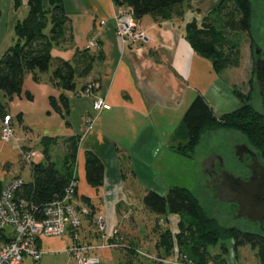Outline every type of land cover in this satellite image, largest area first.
Returning <instances> with one entry per match:
<instances>
[{"label": "crops", "instance_id": "obj_1", "mask_svg": "<svg viewBox=\"0 0 264 264\" xmlns=\"http://www.w3.org/2000/svg\"><path fill=\"white\" fill-rule=\"evenodd\" d=\"M218 1L193 0L185 4L182 17L169 20L157 21L152 15H145L138 20L139 28L145 32L144 41L125 47L116 32L114 0H62L67 22L63 43L53 47L52 55L77 63L93 55L96 59L91 72L78 76L76 89L65 92L67 114L52 104L56 100L62 106V91L53 84L50 73L39 74L38 81L27 74L21 95L8 103L16 138L8 143L0 140L3 183L15 176L28 181L23 176L26 165L30 163L32 171L34 158H38L37 162L45 160L43 137H49L52 159L53 151L65 149L61 170L67 153L66 140L72 136L79 139L75 165L78 186L73 202L94 213L82 217L80 242L95 247L91 254L99 258V264H119L121 259L131 260L134 249L146 251L140 241L138 230L142 224L136 212H143V198L148 191L164 194L167 180L178 176L176 167L170 164L186 163L196 157L197 150L187 155L179 149L189 141L183 118L194 98L202 94L217 116L241 105L234 81L243 65L218 74L211 60L197 52L186 36L187 24L210 16ZM43 2L50 4V0ZM0 4L1 57L15 44L16 24L29 15L30 7L29 0H0ZM90 83L96 85L90 96L78 94ZM97 97L105 98L110 109L98 113L94 108ZM3 99L7 100L4 96ZM89 118H94L91 129ZM36 144L42 146V153H38ZM22 148L35 150L31 162L23 159ZM88 152L105 165L104 182L99 187L87 180ZM99 215L106 222L103 231L96 223ZM179 219L178 214H170L156 221L177 233ZM12 235L13 229L5 227L0 231V244ZM73 244L70 232L42 237V259L36 262L27 257L20 264H77L67 251ZM175 258L176 254L169 258L171 263L165 264H176Z\"/></svg>", "mask_w": 264, "mask_h": 264}, {"label": "trees", "instance_id": "obj_2", "mask_svg": "<svg viewBox=\"0 0 264 264\" xmlns=\"http://www.w3.org/2000/svg\"><path fill=\"white\" fill-rule=\"evenodd\" d=\"M192 1L114 0L117 7L132 10L137 21L145 15H152L157 21L169 20L175 16L182 17L185 13V4ZM252 2L253 0H219L210 16L202 21L193 20L186 26L187 40L197 52L211 60L218 74L230 68H239L242 64L241 35L252 31ZM29 7V15L16 24L15 44L0 57V131L5 117L11 115L8 103L21 95L27 74L31 73L38 81L39 74L50 73L53 84L62 91L59 96L62 106L57 105L56 100H52V104L59 112L67 114L69 103L65 92L76 89L78 76L88 75L96 59L92 55L77 63L53 57V47L63 43L67 22L62 0H50L48 5L44 4L43 0H29ZM49 23L52 25L46 32ZM152 55L158 60L155 52H152ZM2 93L7 100L3 99ZM235 93L241 101L240 107L221 116L215 115L202 94L194 98L183 118L189 141L179 148L181 152L187 155L195 153L207 131L230 128L241 133L252 147L264 153V112L254 108L250 96L245 97L236 89ZM48 140L49 137L42 138L45 160L32 163L31 180L25 181L21 176H15L7 182L16 178L23 179V186L17 192L18 198L38 209H43L64 195L74 177L79 152V139L74 136L68 138L64 168L61 170L52 159ZM29 151L33 150L25 148L21 150L25 162L32 161L33 156L29 160L25 158ZM86 175L88 182L95 187L101 186L104 182L105 165L92 152L86 154ZM1 184L6 183L1 180ZM143 203L160 217L170 214L180 216L177 233H173L170 227L163 226L160 222L156 223L153 231L157 236L158 251L156 254L143 251L153 258L134 249L135 255L148 259L147 264L171 263L169 258L175 257L176 248L179 249L177 251L179 256L187 258L185 262L191 260L195 264H227L228 259L222 252L213 253L210 250L224 239L232 241L234 253L240 247L250 245L257 250L260 264H264V236L258 232L243 231L235 226L227 227L220 224L187 187L173 186L166 195L150 190L144 196ZM93 214L91 212L90 216ZM221 248L224 252L228 251L224 243H221ZM154 258L169 262L162 263Z\"/></svg>", "mask_w": 264, "mask_h": 264}, {"label": "built area", "instance_id": "obj_3", "mask_svg": "<svg viewBox=\"0 0 264 264\" xmlns=\"http://www.w3.org/2000/svg\"><path fill=\"white\" fill-rule=\"evenodd\" d=\"M116 32L125 47L145 39V32L139 28L138 21L132 10L117 7L115 14ZM95 45L96 41H92ZM96 88L94 83L88 84L78 94H92ZM111 105L105 98L97 97L94 100V108L99 113L102 110L110 109ZM94 118H89V128H93ZM12 116L5 117L0 131V139L3 142H11L14 139ZM36 154L35 151L26 153L25 158L29 160ZM74 173L64 195L48 204L43 209L31 206L27 201L18 198V190L23 186V179L16 178L9 183L1 184L0 179V231L5 227L13 229V235L0 244V264H20L27 257L38 262L42 259L45 251L40 247V239L47 236H62L70 232L74 244L67 248L73 255L77 264H99V258L91 254L93 245L80 242V229L82 217L90 215L89 208L77 206L73 199L77 193L78 180ZM99 231L106 228L104 216L96 218ZM153 258L151 255L141 252ZM165 263L169 262L160 258H154ZM179 256L173 261L176 264H195L191 260Z\"/></svg>", "mask_w": 264, "mask_h": 264}, {"label": "rangeland", "instance_id": "obj_4", "mask_svg": "<svg viewBox=\"0 0 264 264\" xmlns=\"http://www.w3.org/2000/svg\"><path fill=\"white\" fill-rule=\"evenodd\" d=\"M252 3L253 27L250 33H244L241 35L243 66L240 69V75L236 76L234 82L236 83V91L240 92L242 95H245V97L250 96V101L254 108L259 112H264V97L262 95L260 83L256 78L257 61L258 59L264 60V0H253ZM46 32H48V28ZM83 95L90 96L91 94L83 93ZM2 96H4L3 93ZM15 124L17 127L18 123L16 122ZM13 129L15 131L14 127ZM240 137L241 136L237 134L235 130H230V128H227V130L219 129L217 131L205 132L197 149L196 157L191 158L192 161H188L186 163L170 164L176 167V174L178 176H171L167 180V191L162 195H166L171 186L176 185L187 187L199 198L207 212L219 220L220 224L227 227L236 226V228L243 231L258 232L264 236L263 222L253 223L247 219H240V221H237L238 223L233 221L234 216L238 211L237 206H234V210H232L230 214H226L225 207H228L221 205L222 202L217 199L218 191H214L212 188H210V179L208 178V174L205 172V168H203V163L209 156H212L214 153H224L228 148V146L225 147V145L229 144V140L242 141ZM232 146L233 145H230V153L227 154H230L231 157H234ZM34 147L37 149L38 153H42V146L40 144H36ZM258 152L264 156V153L261 151ZM52 153L54 154L53 160L60 168L65 154V149H57ZM37 160L38 158H34L35 162H37ZM30 168L31 167L29 163L26 165V169L23 172V176L26 180H30L31 178ZM136 215L137 220L140 222L139 224H142L141 228L138 230V233L140 235V241L144 247V250L156 254L157 236L156 233H154L153 228H155L157 223L156 218H159L160 216L146 207H144L143 212H136ZM221 243H224L228 248V251L224 249L226 253L221 248ZM178 250L179 249L176 248V253H178ZM210 250L213 253L222 252L226 259H228L227 264H234V262L238 264H260L256 249H253L250 245H246L240 247L236 253H234L233 244L230 239L221 240L215 247H211ZM145 260L148 259L144 257L140 259L133 254L131 260L124 258L123 261L122 259L119 261V264H139L146 262ZM113 264H118V261H114Z\"/></svg>", "mask_w": 264, "mask_h": 264}, {"label": "water", "instance_id": "obj_5", "mask_svg": "<svg viewBox=\"0 0 264 264\" xmlns=\"http://www.w3.org/2000/svg\"><path fill=\"white\" fill-rule=\"evenodd\" d=\"M256 78L260 83L264 97V60L257 63ZM264 101V100H263ZM250 152L245 147L240 154ZM252 174L247 179L224 172V180L217 188L219 201L237 206V216L246 217L252 222H264V165L255 161L250 166Z\"/></svg>", "mask_w": 264, "mask_h": 264}, {"label": "flooded vegetation", "instance_id": "obj_6", "mask_svg": "<svg viewBox=\"0 0 264 264\" xmlns=\"http://www.w3.org/2000/svg\"><path fill=\"white\" fill-rule=\"evenodd\" d=\"M259 62V65L263 64L262 59H258L257 63ZM241 137L240 140H229V144L233 145L232 150L234 153V157H231L229 152V144H226L228 148L226 151L222 154L214 153L212 156H209L203 163V168H205V172L208 174V178L210 179V188L212 190L217 191L218 186L220 183L224 180V172L228 171L231 174H234L235 176H240L244 179H247L251 176L252 171L250 166L254 164L255 161L260 162L262 165H264V156L261 155L257 149L252 147L250 143L247 141V139L239 132H237ZM244 138V139H242ZM245 147L250 149V152L240 154V150H244ZM219 200V198H217ZM225 207L226 214H230L232 210H234V206H236L233 203H221ZM240 219H247L246 217L239 218L236 215L234 216L233 221L237 222L240 221ZM250 221V220H249ZM252 222V221H251ZM262 222V221H258ZM253 222V223H258ZM238 223V222H237ZM264 223V222H263ZM236 227V226H235Z\"/></svg>", "mask_w": 264, "mask_h": 264}]
</instances>
